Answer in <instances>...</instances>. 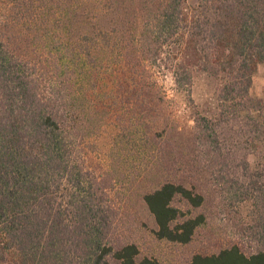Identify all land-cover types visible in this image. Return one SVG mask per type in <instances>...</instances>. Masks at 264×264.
Returning a JSON list of instances; mask_svg holds the SVG:
<instances>
[{
    "label": "trees",
    "instance_id": "trees-1",
    "mask_svg": "<svg viewBox=\"0 0 264 264\" xmlns=\"http://www.w3.org/2000/svg\"><path fill=\"white\" fill-rule=\"evenodd\" d=\"M259 63L264 0H0V264H160L115 236L112 190L131 179L156 238L178 244L204 223L192 212L206 185L230 206L249 202L248 252L234 243L186 264H264ZM165 71L190 134L171 124ZM199 73L216 81L213 114L195 106ZM108 126V149H93ZM170 133L194 153L165 176L153 166Z\"/></svg>",
    "mask_w": 264,
    "mask_h": 264
},
{
    "label": "rangeland",
    "instance_id": "rangeland-1",
    "mask_svg": "<svg viewBox=\"0 0 264 264\" xmlns=\"http://www.w3.org/2000/svg\"><path fill=\"white\" fill-rule=\"evenodd\" d=\"M196 1L188 0V3L194 4ZM92 5V3L88 4V8L92 9ZM71 31L73 34H77L79 26L75 24ZM156 76L159 85L166 91L168 97L172 99L171 110H173L175 120L170 119L173 122L171 124L177 126V128L180 127L179 130L188 134L192 120L185 103L180 97L175 95L172 89L173 81L170 73L165 71L164 73H158ZM216 87V81L213 79L206 77L203 73L196 74L193 81L192 95L198 110L206 114L216 112ZM250 95L258 98H263L264 96V63H259L255 67L252 74ZM91 123L94 124V121H91ZM107 128L103 133L100 132V135L90 139L93 141V149H108L105 144L110 140V134L113 133V129L109 126ZM172 134L166 135V137L172 138L170 144L166 147L168 150L167 160L161 166H153V171L161 167L159 169L162 172L164 171L165 176L173 173L180 174L181 171L178 169H182L186 162L184 160L188 159V157L192 158L194 153L192 151L193 147L189 145V142L186 143L181 136ZM189 146L191 149H189ZM103 152L95 151V154L100 153L102 155ZM204 179L201 178L200 180V189L204 188V184H202L206 181ZM136 189L140 188H137V182H133L131 179L126 186L113 189L112 196H114L115 200L117 199L120 217L116 224L115 236L121 242H134L139 248V256L154 257L160 264H186L195 253H214L234 243H238L242 250L246 252L250 250L248 244L242 242L241 235L243 234V225L249 221V202L230 206L217 193H213L209 185H206V189H204V194H206L204 204L192 212L193 214L202 213L205 217L204 223L196 229L189 243L178 244L156 238L154 234L156 229L154 219L140 200ZM178 204L182 206V203Z\"/></svg>",
    "mask_w": 264,
    "mask_h": 264
}]
</instances>
